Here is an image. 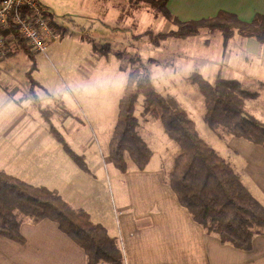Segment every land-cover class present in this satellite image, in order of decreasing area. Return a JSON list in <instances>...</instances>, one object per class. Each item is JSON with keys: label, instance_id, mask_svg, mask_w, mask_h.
<instances>
[{"label": "rangeland", "instance_id": "374dc122", "mask_svg": "<svg viewBox=\"0 0 264 264\" xmlns=\"http://www.w3.org/2000/svg\"><path fill=\"white\" fill-rule=\"evenodd\" d=\"M50 1L56 5L52 7L57 21L69 24L60 40L51 44L45 54L28 44L29 51H25L18 41L10 48V56L7 57L8 50L5 56L0 54V153L4 151L1 157L6 164L10 163L12 151L14 158L21 154L18 150L15 153L8 142L26 141L27 153L19 157L20 165H28L32 158L34 166L47 165L54 172L46 180L28 176L31 183L50 187L75 183L78 189H83L90 172L81 170L68 156L51 134L52 125L84 157L98 185L106 187L109 201L116 200L118 188L124 187L125 182L121 184L123 175L111 158L109 143L126 82L122 62L137 56L147 67L155 89L176 98L195 120L202 139L239 174L243 173L245 165L241 163L239 170L231 160L233 156L229 157L233 155L235 142L240 140L228 135L223 127H211L204 121L201 101L197 100L188 78L191 73H199L208 81L217 75L238 81L243 90L257 95L247 102V112L264 123V45L238 34L225 42L220 31L209 34L204 30L187 38L169 37L155 46L144 37L146 32L157 35L177 27L143 6L134 7L120 0ZM74 10L82 16L73 25L71 18L63 17ZM13 99L21 106L16 107ZM142 104L141 97L136 107L138 131L153 151L150 164L169 172L179 147L166 136L160 121L142 116ZM42 110L51 113V125ZM32 142H39L40 146L32 149ZM127 163L135 169L128 157Z\"/></svg>", "mask_w": 264, "mask_h": 264}, {"label": "trees", "instance_id": "16d2710c", "mask_svg": "<svg viewBox=\"0 0 264 264\" xmlns=\"http://www.w3.org/2000/svg\"><path fill=\"white\" fill-rule=\"evenodd\" d=\"M128 2L136 5L134 7L143 6L156 17L163 16L177 27V30L157 35L146 32L143 36H147L155 46L169 37L187 38L204 30L209 34L220 31L225 42L238 34L264 45V15L259 13L250 23L226 11H220L213 18L182 22L168 11V0ZM50 24L62 36L65 29L54 21ZM2 34L13 35L15 41L29 51L16 26L12 25ZM121 70L126 74V82L118 121L109 143L111 158L117 169L122 173L128 171V157L138 170H144L153 156L152 149L138 131L140 122L136 107L142 97V116L160 121L166 136L179 147L166 183L176 194L180 205L206 234L217 237L223 245L251 251L255 238L264 235V205L256 199L234 166L202 139L195 120L180 102L155 89L140 57L122 62ZM188 80L197 100L201 101L200 114L209 126L223 127L228 135L264 148V123L247 112V102L256 94L243 90L238 81L224 79L221 75L208 81L202 74L191 73ZM42 112L51 125V113ZM50 132L78 167L89 173L84 157L78 155L52 125ZM24 220L34 224L44 220L56 223L85 251L87 264H124L119 239L101 224L94 223L88 213L73 208L56 190L32 185L0 170V236L25 244L21 232Z\"/></svg>", "mask_w": 264, "mask_h": 264}, {"label": "crops", "instance_id": "0c3cea01", "mask_svg": "<svg viewBox=\"0 0 264 264\" xmlns=\"http://www.w3.org/2000/svg\"><path fill=\"white\" fill-rule=\"evenodd\" d=\"M39 1L54 12V22L59 27L69 29V24L57 21L53 2ZM167 9L182 22L213 18L220 11H226L250 23L257 13L264 15V0H168ZM68 13L63 18H71L73 25L82 16L75 10ZM14 41L8 45L7 57L12 54L10 48L15 45ZM13 101L18 107V101ZM25 117L29 119L27 115ZM238 140L231 150L233 155L229 157L233 156L231 160L239 170L241 163L245 165L242 175L238 174L264 205V148ZM32 143V149L40 146L39 142ZM8 145L14 148L15 153L17 150L21 153L19 157L27 153L26 141L12 140ZM1 153L0 170L24 181L32 182L28 176L46 180L50 173V178L54 175L47 165L34 166L32 158L27 161L28 165L22 167L19 157L14 158L13 151L9 156L10 163L6 164ZM30 156L27 157L30 159ZM167 174L162 167L152 168L150 163L144 170L129 168L127 172H121V184L125 182V186L118 188L117 199L111 201L106 187L98 185V179L91 170L88 178L84 179L83 189H78L75 183L53 187L44 183L31 184L56 190L73 208L84 210L94 223L101 224L117 237L123 250L124 264H264V235L255 238L251 251L223 245L217 237L206 234L180 205L176 194L166 183ZM21 232L26 240L23 245L0 236V264H87L85 251L50 220L38 224L24 220Z\"/></svg>", "mask_w": 264, "mask_h": 264}, {"label": "built area", "instance_id": "2783aa9c", "mask_svg": "<svg viewBox=\"0 0 264 264\" xmlns=\"http://www.w3.org/2000/svg\"><path fill=\"white\" fill-rule=\"evenodd\" d=\"M54 18V12L39 0H0V54H7L8 45L14 39L13 35L2 34L12 25L18 28L29 47L45 54L61 37L50 24Z\"/></svg>", "mask_w": 264, "mask_h": 264}]
</instances>
